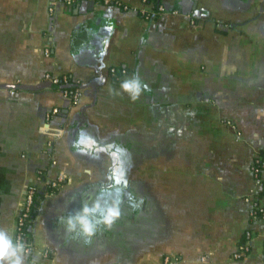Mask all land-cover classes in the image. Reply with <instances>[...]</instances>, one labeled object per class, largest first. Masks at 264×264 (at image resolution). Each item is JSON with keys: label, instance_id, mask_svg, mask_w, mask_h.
<instances>
[{"label": "crops", "instance_id": "crops-1", "mask_svg": "<svg viewBox=\"0 0 264 264\" xmlns=\"http://www.w3.org/2000/svg\"><path fill=\"white\" fill-rule=\"evenodd\" d=\"M157 1L0 0V84L30 86L0 87V230L14 240L39 170L66 174L40 190L26 264H264V219L246 200L261 190L264 0ZM49 72L68 74L76 104ZM135 77L148 87L133 101L121 84ZM96 201L119 202V219L72 239L61 218Z\"/></svg>", "mask_w": 264, "mask_h": 264}, {"label": "built area", "instance_id": "built-area-1", "mask_svg": "<svg viewBox=\"0 0 264 264\" xmlns=\"http://www.w3.org/2000/svg\"><path fill=\"white\" fill-rule=\"evenodd\" d=\"M52 1H60L64 2L65 4H74L79 0H52ZM100 1V0H94ZM105 3H109L111 0H103ZM148 2V0H144ZM119 3V2H118ZM125 9H128V5L124 6ZM159 11H164V7L162 5L159 6ZM143 14L146 17H150L151 13L147 11H143ZM46 55H49L50 49L47 47L44 50ZM121 73H125V68L120 70ZM111 74L116 76L118 74V68L113 67L111 68ZM45 80L51 81L54 84L63 85L69 84L71 81L69 79L68 74H53V73H46ZM63 94L66 96L72 103L76 104L80 98V90L75 88L74 91H71L69 88L63 89ZM60 109L55 107L53 108L48 114L47 119L51 121L52 118L59 113ZM61 134L55 133L53 136L55 138H49L48 140V147H51L53 144V139L60 137ZM55 163V162H53ZM251 169L255 180L261 186V190L258 195L256 196H248L246 198L247 201L251 202L252 204V214L255 218L264 219V151L257 155L254 159ZM33 181H30L25 186L24 196L22 201L19 205V211L16 219L15 224V234H14V242L15 241H22L25 243L26 247L31 249V255L37 251V246L32 238L28 235L27 230L29 231V226L33 222V216L37 205V198L39 196L40 190L43 187L49 192H54L59 189L64 182L66 181V174L64 171L57 172L56 176L48 177L47 173L44 170H39ZM43 186V187H42ZM254 233L250 230L247 231L245 234V241L239 246L238 250L235 252L234 257L237 259H241L242 257L246 256L249 252L250 246L252 244V240L254 238ZM43 255L45 257H49V250L43 249ZM165 264H179L180 258L174 255L166 256L164 258ZM43 264H50V261Z\"/></svg>", "mask_w": 264, "mask_h": 264}, {"label": "clouds", "instance_id": "clouds-1", "mask_svg": "<svg viewBox=\"0 0 264 264\" xmlns=\"http://www.w3.org/2000/svg\"><path fill=\"white\" fill-rule=\"evenodd\" d=\"M147 89V84L141 85L139 77L125 80L121 88L128 92L133 101L139 98L141 89ZM120 217L119 202L101 205L99 201L91 205L85 204L83 209L67 218H61L66 233L72 239H82L85 244H91L98 231L111 229ZM31 255V249L22 241H13L10 234L0 230V264H26V258ZM31 264H39V254L33 257Z\"/></svg>", "mask_w": 264, "mask_h": 264}, {"label": "water", "instance_id": "water-1", "mask_svg": "<svg viewBox=\"0 0 264 264\" xmlns=\"http://www.w3.org/2000/svg\"><path fill=\"white\" fill-rule=\"evenodd\" d=\"M46 85V84H45ZM47 85L48 86H51V87H53V88H60V89H64V88H69V86L68 85H66V84H63V85H58V84H54V83H52L51 81H48V83H47ZM0 87H3V88H16V87H21V88H28V87H30V86H26V85H22V84H18V85H9V84H0ZM36 86H31V88H35ZM41 87V86H40ZM42 192V191H41Z\"/></svg>", "mask_w": 264, "mask_h": 264}, {"label": "trees", "instance_id": "trees-1", "mask_svg": "<svg viewBox=\"0 0 264 264\" xmlns=\"http://www.w3.org/2000/svg\"><path fill=\"white\" fill-rule=\"evenodd\" d=\"M148 2H151V0H148ZM157 4H159L158 1H157V0H154V5L156 6ZM159 6H160V5H159ZM120 70H121V69H118V71H119L118 74L121 73ZM69 89H70L71 91H74L75 88L69 87ZM42 187H43V186H42ZM45 188H46V187H45ZM39 194H40V193H39ZM36 206H37V205H36ZM27 233H28V235H29V231H28V230H27Z\"/></svg>", "mask_w": 264, "mask_h": 264}]
</instances>
